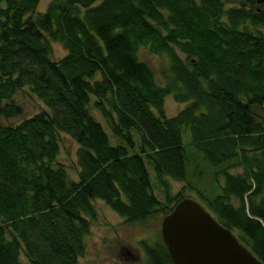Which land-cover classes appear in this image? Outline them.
I'll return each instance as SVG.
<instances>
[{
    "label": "trees",
    "instance_id": "16d2710c",
    "mask_svg": "<svg viewBox=\"0 0 264 264\" xmlns=\"http://www.w3.org/2000/svg\"><path fill=\"white\" fill-rule=\"evenodd\" d=\"M40 1L0 0V122L22 117L13 98L25 88L48 111L15 128L0 123V264H20L22 252L30 264H78L96 200L128 223L169 215L184 198L166 194L161 207L147 163L160 184H188L184 128L214 178L224 179L210 198L190 187L264 264V34L249 31L264 28V5L50 0L33 18ZM46 35L65 51L61 61L51 60ZM140 49L166 58L171 80L163 88ZM167 96L187 105L172 119ZM90 97L116 117L112 132L124 144L110 145ZM59 134L79 147L78 182L53 167ZM234 168L243 174L230 175ZM142 246L147 264H172L163 243Z\"/></svg>",
    "mask_w": 264,
    "mask_h": 264
},
{
    "label": "rangeland",
    "instance_id": "374dc122",
    "mask_svg": "<svg viewBox=\"0 0 264 264\" xmlns=\"http://www.w3.org/2000/svg\"><path fill=\"white\" fill-rule=\"evenodd\" d=\"M222 1L225 3L229 2L231 5L235 2V0ZM49 3L50 0H41L32 17L35 18L38 15L44 14ZM229 5H226V9L232 8V6ZM263 5L264 4H260L256 8L259 9ZM249 31L253 34L258 33V31L264 34V28L254 29L249 26ZM46 40H48L51 47V60L53 62L61 61L66 56L63 48L59 44L51 42L47 35ZM177 55L181 59H185L183 55L179 53H177ZM138 58L146 63L153 71L155 82L159 87L163 88L171 80L168 63L165 57L153 56L150 55L146 49H140L138 51ZM98 79L99 77L95 78V80ZM13 100L23 109V115L17 119L2 120L0 122L2 126L15 128L24 120L31 119L42 112H48L43 104L32 95L27 88L17 92ZM90 100L91 115L103 127L105 133L108 135L110 145L115 146L124 144V142L115 137L112 132L113 122L116 121V117L112 115L111 119V117L105 114L101 109L94 107L95 99L93 97H90ZM186 106L187 105L174 102L172 96H167L164 100L165 117L167 119L176 117ZM107 111L110 113L109 109ZM133 137L135 147L133 153H137L138 138L135 135H133ZM182 140L189 159V161L187 159L186 162L188 184L176 183L170 180H167L166 186L160 184L147 163L153 186L152 193L159 201L161 207L167 206L165 195L168 194L171 199L174 198L176 200L178 197L189 199L200 204L207 210L206 204L202 198L199 197V194L196 193L194 188L207 198H210L214 195L210 187H223L224 179L221 175H218L216 179L214 178L215 172L209 169L210 167L206 161L203 162L202 160L203 156L197 154L191 145L190 133L186 128H184L182 132ZM58 142L59 153L53 167H62L65 169L71 181L78 182L79 168L76 154L79 147L68 136L63 134L58 135ZM248 154L250 157L253 156V152H249ZM220 170H222V168L216 169L218 172ZM228 173L233 176L242 175L243 169H229ZM199 178H202L201 185ZM191 185L194 188H191ZM215 193H218V190H216ZM231 203L235 208L239 205L235 200H232ZM92 205L97 214V221L90 227V234L86 239V255L78 260V264H147V258L142 244L150 248H155L157 245L162 244L160 236V224L163 220L162 214L158 212L145 223H128L112 212L103 202L96 200ZM233 232L238 238L239 233L237 231ZM6 238L10 240L11 235L7 233ZM20 264H30L24 252L20 255Z\"/></svg>",
    "mask_w": 264,
    "mask_h": 264
},
{
    "label": "water",
    "instance_id": "95a60500",
    "mask_svg": "<svg viewBox=\"0 0 264 264\" xmlns=\"http://www.w3.org/2000/svg\"><path fill=\"white\" fill-rule=\"evenodd\" d=\"M160 236L172 264H262L232 231L189 199L163 218Z\"/></svg>",
    "mask_w": 264,
    "mask_h": 264
}]
</instances>
